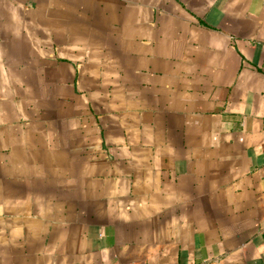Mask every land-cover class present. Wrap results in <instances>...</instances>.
Listing matches in <instances>:
<instances>
[{
	"label": "crops",
	"instance_id": "0c3cea01",
	"mask_svg": "<svg viewBox=\"0 0 264 264\" xmlns=\"http://www.w3.org/2000/svg\"><path fill=\"white\" fill-rule=\"evenodd\" d=\"M0 264H264V0H0Z\"/></svg>",
	"mask_w": 264,
	"mask_h": 264
}]
</instances>
